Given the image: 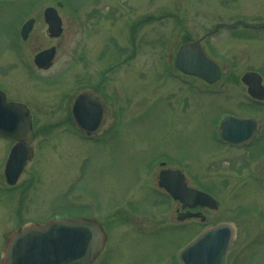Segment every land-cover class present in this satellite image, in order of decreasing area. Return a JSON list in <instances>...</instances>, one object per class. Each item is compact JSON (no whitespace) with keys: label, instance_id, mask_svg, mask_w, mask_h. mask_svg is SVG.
Segmentation results:
<instances>
[{"label":"rangeland","instance_id":"1","mask_svg":"<svg viewBox=\"0 0 264 264\" xmlns=\"http://www.w3.org/2000/svg\"><path fill=\"white\" fill-rule=\"evenodd\" d=\"M56 1L62 31L54 38L40 12ZM26 16L35 23L22 41L18 22ZM238 18L264 20V0H0V90L28 107L34 133L32 157L12 187L3 175L12 141L0 137V264L18 226L78 212L105 227L106 245L93 264H167L202 224L220 222L234 232L230 264H264V134L256 145L235 148L214 133L225 112L253 115L264 126V103L250 104L239 80L250 68L264 74V31L222 27L204 37L214 23ZM195 40L221 67L212 83L173 65L178 48ZM50 45L56 47L51 66L35 69L33 54ZM83 85L98 88L112 109L93 142L68 120L69 98ZM160 153L169 163L187 161L190 184L218 201L183 231L171 224L173 205L153 195L152 172L142 173ZM118 213L166 230L136 234Z\"/></svg>","mask_w":264,"mask_h":264},{"label":"water","instance_id":"2","mask_svg":"<svg viewBox=\"0 0 264 264\" xmlns=\"http://www.w3.org/2000/svg\"><path fill=\"white\" fill-rule=\"evenodd\" d=\"M44 20L50 36L60 32V19L55 10H44ZM239 21L234 22V26ZM264 26V23L256 24ZM31 20L23 24L21 35L25 37ZM219 25H214L205 35H212ZM53 56V48L44 49L34 56L38 67L48 68ZM174 65L183 73L196 75L208 83L219 77V67L202 52L199 40L179 47L174 56ZM241 80L248 85L251 94L260 96L259 77L256 73H245ZM250 86L251 89L249 88ZM263 92V90H262ZM73 116L78 128L90 135L95 132L107 115V107L93 91H83L77 95L72 105ZM258 122L237 119L226 115L221 120L218 132L222 140L241 144L256 132ZM0 135L11 137L17 142L10 150L5 176L14 183L30 151L24 146L32 134L28 109L20 103L6 102L0 92ZM160 184L174 198L192 206L202 204L214 208L216 202L208 195L195 189L186 188L181 176L175 172L162 171ZM197 213L187 212L185 216ZM102 232L100 226L91 219L53 220L44 226L19 228L9 240L4 264H86L92 261L100 248ZM232 241V229L226 223L208 228L190 242L179 254L180 264H223V257Z\"/></svg>","mask_w":264,"mask_h":264},{"label":"flooded vegetation","instance_id":"3","mask_svg":"<svg viewBox=\"0 0 264 264\" xmlns=\"http://www.w3.org/2000/svg\"><path fill=\"white\" fill-rule=\"evenodd\" d=\"M43 9V8H42ZM22 13L24 14V11H22ZM40 17L42 18V20H43V12H42V10H41V12H40ZM60 16V15H59ZM30 16H26V17H23V19L21 20V22H18L19 23V25H18V28L20 27V25L26 20V19H28ZM20 18V17H19ZM18 18V19H19ZM33 18V17H32ZM60 18H61V16H60ZM18 19H16V20H18ZM33 20H34V22H33V25H32V28H31V30L29 31V33H28V37H29V34L31 33V31H32V29H33V26H34V23H35V19L33 18ZM256 21H260V20H253V21H250V22H256ZM44 22V21H43ZM17 24V22L15 21L14 22V24H13V27L15 28V25ZM44 25L46 26V24L44 23ZM241 27V29H245V30H254V31H264V28H245V27H242V26H240ZM13 31H14V29H13ZM13 31H12V33H13ZM18 33H19V31L17 30V35H18ZM46 33L48 34V32H47V29H46ZM27 37V38H28ZM54 47H55V45H53ZM55 51H56V47H55ZM34 55V54H33ZM33 57V56H32ZM53 61V60H52ZM31 63H32V65H33V67L35 68V69H37V70H40V71H45V70H41V69H39V68H37L35 65H34V63H33V61H32V58H31ZM52 64V63H51ZM248 71H251V72H256L259 76H260V82H261V88H260V96H261V98H258V97H255V96H253L251 93H249L248 92V86H246V85H243L244 86V92H245V95H246V100L250 103V104H253L254 106H257V105H263V103H264V74H263V72L261 71V70H255V69H246V70H244L242 73H241V75L244 73V72H248ZM263 75H262V74ZM240 75V76H241ZM240 76H239V80H240ZM241 82V81H240ZM251 87L252 86H250L249 88L251 89ZM93 91V92H95V93H97L98 94V96H99V98H100V101L104 104V105H106V107H107V115H106V117L104 118V120H103V122L101 123V125H100V127L98 128V130L94 133V134H92V135H89V136H85V135H83L82 133H80V131L78 130V128H77V126H76V120H75V118H74V116H73V112H72V105H73V102H74V100H75V98L77 97V95L79 94V93H81L82 91ZM262 90H263V92H262ZM8 101H14V100H8ZM15 102H20V101H15ZM22 103V102H21ZM24 104V103H23ZM68 120L71 122V125H72V127L75 129V131L77 132V134H79L83 139H85V140H89V141H96V140H98V138L100 137L99 135H101V131L106 127V125L108 124V122H109V120L111 119V117H112V109H111V107H110V104H109V102L106 100V98H105V95H103V93H101V91L100 90H98V88H96V87H92V86H89V85H83V86H81V87H79V89L78 90H76L71 96H70V98H69V101H68ZM226 113V112H225ZM229 114H232V115H234V116H236V117H242V118H248V119H256L257 121H258V123H259V127H258V131L256 132V134L254 135V137L252 138V139H250L249 141H248V143L247 144H245L244 146H240V147H249L250 145H252L253 143H254V145H256L257 144V142H259V140L263 137V129L262 128H264V126H263V123H262V120H260L259 118H257V117H255V116H253V115H238V114H236V113H233V112H228ZM114 118V117H113ZM216 118H218L217 116H216ZM114 120H116V118H114ZM216 120V119H215ZM118 120H116V121H114L115 123L117 122ZM114 123V124H115ZM108 133V132H107ZM33 136H34V133H33ZM114 135L113 136H111V137H107V139H106V141L104 140V142L106 143V144H108L111 140H113L114 139ZM213 141L214 140H216V138H214V136H213ZM12 141V140H11ZM103 142V143H104ZM13 144V141H12V143L9 145V146H11ZM229 145V144H228ZM229 146H231V145H229ZM233 147H235V148H240V147H236V146H233ZM260 151H262V149L260 150ZM255 157L257 158V156L255 155ZM256 158H255V160H256ZM253 159H254V156H251L250 157V162H252L253 161ZM185 161V160H184ZM178 162V160H175L172 164L171 163H169V161L167 160V158H165V156L164 155H162L161 153L160 154H156V155H154V156H151V159L146 163V164H144L142 167H144L143 168V172L142 173H148V172H152V174H153V177H154V182H153V184H152V188H151V191H152V193H153V195L155 196H157L158 198H159V200H163V202H164V204L165 205H173V213H174V220L175 221H171V224H173V225H175V226H177V227H183V225L184 224H186L187 223V221L189 220V219H184V220H178L177 219V216H180V214H182L185 210H187V208L186 207H184V208H182L181 207V203L178 201V200H173L162 188H160V187H158V175H159V172L161 171V170H163V169H178L182 174H183V180H184V182L186 183V185H188V186H191V184H190V182H189V180H188V177H187V173H186V170L184 169L185 168V166H183L185 163H187V161H185V162H183L182 161V165H180V164H178L177 163ZM80 173H81V171H80ZM205 189V188H204ZM209 192V191H208ZM210 193V192H209ZM155 196V197H156ZM169 206V207H170ZM172 207V206H171ZM119 208H123V206L122 207H119ZM191 210H193V211H198V212H200V213H202V212H204V211H206V210H208L207 208H205V207H195V208H193V209H191ZM171 211H172V208H171ZM119 214V217H120V219L122 218L123 220L124 219H128L129 220V225L131 226V228H129V229H131L133 232H135L136 234H139V235H144V236H149V237H151V236H154V234H156V233H153V232H160V231H163V230H166V229H160V225L159 224H156V223H148V224H144L142 221H141V219H137L136 220V215H129V216H126V215H121L122 213H118ZM78 216H85V217H89V218H94V217H92L90 214H88V213H86V212H81V213H77V215H73V216H71V217H78ZM95 219V218H94ZM152 219V217H150L149 216V218L146 216V218H145V220L146 221H150ZM96 220V219H95ZM96 221H98V220H96ZM99 222V221H98ZM100 223V222H99ZM131 223V224H130ZM100 225L102 226V228H103V232H104V247H105V245H106V241H105V239H106V234H105V227H104V225H102L101 223H100ZM203 228V227H202ZM201 228V229H202ZM200 229V230H201ZM181 231H183L184 230V228H181L180 229ZM188 242V239H186L184 242H183V244H185V243H187ZM182 244V243H181ZM182 244V245H183ZM181 245V246H182ZM230 249V248H229ZM229 249H228V251L226 252V255H225V264H230V262H231V260H229L230 258H229ZM103 251H104V248L102 249V251L99 253V255H98V257L97 258H99V256H101L102 255V253H103ZM177 256H178V250L177 249H175L172 253H170L169 254V256H168V258H167V264H178V260H177ZM91 264H93V263H91Z\"/></svg>","mask_w":264,"mask_h":264}]
</instances>
